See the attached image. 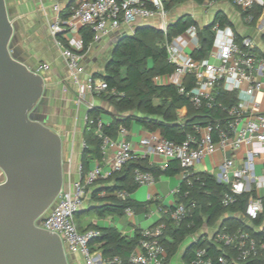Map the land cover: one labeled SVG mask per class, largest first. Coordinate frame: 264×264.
I'll return each mask as SVG.
<instances>
[{"label": "built area", "instance_id": "2783aa9c", "mask_svg": "<svg viewBox=\"0 0 264 264\" xmlns=\"http://www.w3.org/2000/svg\"><path fill=\"white\" fill-rule=\"evenodd\" d=\"M215 1L207 0L205 4H213ZM232 2L246 12L244 18L247 22L253 19L251 10L257 6L262 7L258 21L249 34L242 35L241 43L236 41L234 29L229 24H215L212 46L208 55L201 59L194 58L185 49L187 39L184 35L195 37L194 25L165 42L168 59L174 64V71L168 76V81L175 84L179 92L189 96L193 104L199 105L202 99L212 98L217 83L227 91H236L237 103L228 110L233 119L228 123V130L220 132L218 142L234 149L244 145L245 152L241 164H237L231 157H226L217 164L214 176L218 182L227 185L221 196L223 206L234 204L243 193H252L250 183L264 187V164L260 174L255 171V159L264 156V111L260 109L257 98L258 93L264 90V52L259 46L261 35L264 33V0ZM53 9L56 15L50 22V31L54 36L67 29L76 31L81 25H87L93 31V39L97 41L109 31L118 29L123 23L129 24L138 18L155 16L161 17L160 28L166 33L167 20L163 0H78L71 6L65 20L60 17L58 4H54ZM63 21L67 27L62 25ZM56 42L65 59L70 79L77 87L79 99H83L87 92L95 94L107 88L104 79L93 78L81 65V55L77 51L82 47L81 38H68V46L61 40L56 39ZM48 69L49 63L41 62L36 71H42L44 74ZM189 76H192L194 85L189 91H185V81ZM64 89L67 87L64 86ZM91 106V103L88 104L89 108ZM86 120L87 116L85 122ZM92 122L94 121L90 120V123ZM102 123L100 119L96 121V131L101 136ZM214 127L213 123L208 122L199 128L198 137L189 134L181 142L167 139L158 132H150L140 140L143 149L140 155L157 153L167 160L178 159L182 181L192 185V177L195 174L191 167L216 150V141L212 134ZM126 134L127 128L120 125L116 138L103 136L102 158L96 160L84 173L79 163L80 177L67 181L63 178L62 187L50 207L35 220L37 226L58 233L66 253H79L85 264H101L100 252L93 250L89 244V240L99 231L93 227L80 231L74 215L83 204L88 185L98 179L107 178L112 172L120 170L128 160L139 156L126 139ZM70 162L72 152L64 155L62 149V166ZM134 180L138 184L149 183L154 180V175L136 168ZM179 191L180 188L177 187L175 194ZM118 194L122 198L127 196L125 191H119ZM262 209V196L251 194L242 216L249 222L256 218ZM163 211L175 222H179L186 214V207L182 201L173 200ZM163 228V223H157L141 230L139 241L129 255L131 263L162 264L165 256V248L161 242ZM217 238L225 244L233 245L236 249V260H245L256 255L259 250L264 252V241L258 243L246 230H238L236 233L220 232ZM113 260H117V257ZM218 260L221 263L226 262L223 255L218 256ZM191 263L212 264V256L207 255L205 247H197Z\"/></svg>", "mask_w": 264, "mask_h": 264}, {"label": "trees", "instance_id": "16d2710c", "mask_svg": "<svg viewBox=\"0 0 264 264\" xmlns=\"http://www.w3.org/2000/svg\"><path fill=\"white\" fill-rule=\"evenodd\" d=\"M178 1L182 0H164V8L168 10ZM193 1L205 4L207 0ZM261 10V6L254 7L253 24ZM65 16L64 13L61 18ZM215 24L232 26L223 9H218L213 20L201 27H198V23L190 13H183L167 22L166 33L161 28L139 26L132 33L120 35L110 48L102 73L91 74L93 78L104 79L107 83L105 90L94 95L107 100L116 110L109 122L102 123L100 129L102 135L116 138L120 125L129 127L131 120H135L151 132H158L167 139L181 142L189 134L198 137L199 128L211 122L215 125L212 132L213 139L218 141L220 132L228 130V123L233 119L228 110L237 103L236 91H227L217 83L212 98L202 99L199 105H195L189 96L179 92L175 84L154 81L155 76L170 75L174 71V64L167 56L165 47L167 40L183 33L190 25H194L197 30L198 46L193 49L191 55L201 59L208 55L212 46ZM234 32L236 41L241 43L242 36L237 31ZM79 34L82 47L78 52L83 54L92 42L93 31L89 26L81 25ZM56 37L68 46L62 32L57 33ZM193 85L192 76H189L185 81V91H189ZM182 106L187 108V113L179 118L177 109ZM100 112L101 108L98 105H92L87 110L84 143L80 154L83 173L89 168L91 159H101L103 156L101 148L103 136L96 131V121L100 119ZM90 120L94 122L90 123ZM136 168L151 172L156 177L179 172L180 164L176 158L169 159L164 166L152 164L149 163L146 155L128 160L120 170L112 172L107 178L95 181L99 183L98 188L92 192V197L99 199V202L92 206L96 215L123 214L127 209L135 212L147 211V202L137 201L129 196L138 186L134 180ZM179 188L175 200L185 204V216L179 222H175L163 212L155 223L164 224L161 236L165 248L163 264H169V261L181 251L180 249L185 264H192L191 260L197 247L206 248L207 255L212 256V264H264L263 251L259 250L256 255L245 260H236V249L233 245L225 244L223 240L217 238L220 232L236 233L238 230H246L258 243L264 241V196L263 209L256 218L248 222L244 217L233 214L244 212V206L252 193H243L234 204L223 206L221 196L227 185L218 182L214 174L200 172L192 177V185L182 181ZM98 191H104V195L97 198ZM119 191H125L127 196L122 198L117 193ZM78 214L76 211L74 217L80 231L91 227L99 231L89 240V244L93 250L100 251L101 264H135L129 261V255L138 243L142 229H137L133 236H126L112 225L99 227L89 224L88 227L83 228L76 219ZM219 218L221 222L213 235L197 234L203 225H214ZM220 255L226 258L225 263L218 260ZM114 257H117V260H113Z\"/></svg>", "mask_w": 264, "mask_h": 264}, {"label": "crops", "instance_id": "0c3cea01", "mask_svg": "<svg viewBox=\"0 0 264 264\" xmlns=\"http://www.w3.org/2000/svg\"><path fill=\"white\" fill-rule=\"evenodd\" d=\"M78 0H6L9 9L10 18L17 29V44H23L24 48L14 49L17 57L26 62L30 67H37L41 62L49 63L51 77L45 76V92L43 98L39 103V113L44 116L45 122L53 130L57 131L62 137L63 153L72 152V162L63 166V178L76 180L80 177L78 171V164L80 163L81 148L84 143V124L88 104L98 105L101 108L99 114L102 122H109L112 115L116 113L115 108L107 100L101 99L98 95L85 93L83 99L78 98L77 87L69 82V89H64L65 83L59 79L58 71L60 68L67 69L65 59L61 54L60 46L56 42V35L54 36L50 31V22L56 15L53 9L54 4L60 6V17L62 14L66 16L61 18L65 20L70 12L71 6ZM164 1V0H163ZM168 1V0H166ZM226 2V1H225ZM225 6H213L211 8L204 7L203 4H198L193 0H182L175 2L172 7L166 12L170 20L176 18L180 14L190 13L198 23V27L210 23L216 10L223 9L227 18L232 23V28L241 36L249 34L255 23L245 21V11L239 6L232 4H225ZM254 9V8H253ZM253 9L251 10L253 15ZM233 16H237L238 24L234 22ZM64 27H67L65 22H61ZM161 17L155 16L152 18H138L129 24L123 23L117 30L103 35L99 40L92 39V42L85 53H80L81 65L86 68L90 65L89 59L93 56L99 55L104 50L112 46L115 40L124 33H132L139 26H153L160 28ZM238 25V26H237ZM196 30V27H195ZM184 33V32H183ZM264 34V33H263ZM261 35L262 47H264V38ZM62 36L68 42V38L74 36L81 38L79 28L76 31L66 30L62 32ZM187 39L185 49L189 47L187 52H192L198 46V36H190L185 34ZM48 38V41L47 39ZM26 44V45H25ZM80 50V49H79ZM77 50V51H79ZM262 50V49H261ZM264 52V50H262ZM169 75H157L154 77L156 83H169ZM69 79H67L68 81ZM77 95V97H75ZM264 90L260 91L257 98L260 102V109L264 108ZM264 111V110H263ZM187 113V108L182 106L177 109L179 118H182ZM241 124V123H240ZM127 128L126 139L130 142L132 148L140 155L143 151L140 144L141 138L148 136L151 131L143 127L135 120H131ZM219 140V139H218ZM245 146L239 148H232L230 146H222L216 141V150L211 155L204 157L201 161L194 164L191 170L194 174L200 172H207L214 174L217 169V164L226 157L234 158L237 164H241L244 159ZM142 156V155H141ZM149 163L158 164L160 166L166 165L168 160L157 153H149L146 155ZM98 158L90 160L89 167H92ZM264 156H258L255 159V171L260 174L263 170ZM4 174L0 169V181L3 180ZM103 179V178H102ZM182 182L181 172L173 175H159L154 177V180L149 183L138 184L137 188L129 194V196L137 201L147 202V211L135 212L131 209L126 210L123 214H108L98 216L92 209L94 204L99 202V199L92 197L93 190L99 186L98 182L88 185L83 204L78 211V219L83 228L93 224L99 227L115 226L122 234L126 236H133L137 229H143L154 225L162 216L163 209L175 200V189L179 187ZM249 188L253 189V195L264 196V187L256 186L253 183L249 184ZM118 193V192H117ZM104 195V191H98L96 197ZM119 195V194H118ZM234 216L243 217L241 212H236ZM221 222L219 218L214 225H203L197 234L213 235L217 226ZM97 252H100L98 249ZM179 255V257H177ZM70 264H85L82 256L79 253H68ZM163 264V263H162ZM169 264H185L182 256V249L170 261Z\"/></svg>", "mask_w": 264, "mask_h": 264}, {"label": "water", "instance_id": "95a60500", "mask_svg": "<svg viewBox=\"0 0 264 264\" xmlns=\"http://www.w3.org/2000/svg\"><path fill=\"white\" fill-rule=\"evenodd\" d=\"M14 28L0 0V264H70L60 235L35 224L62 187L63 143L37 115L45 76L17 57Z\"/></svg>", "mask_w": 264, "mask_h": 264}, {"label": "rangeland", "instance_id": "374dc122", "mask_svg": "<svg viewBox=\"0 0 264 264\" xmlns=\"http://www.w3.org/2000/svg\"><path fill=\"white\" fill-rule=\"evenodd\" d=\"M222 2H225L226 5L227 4H232L229 0H216L213 4H210V3L208 4V2L206 4H203L204 5L203 8L204 7L211 8L213 6H225V5H223ZM168 18H169V15L166 12V20H169ZM233 18H234L233 19L234 22L238 24V18H237V16L236 17L233 16ZM115 30H117V29H115ZM115 30H111L110 32H113ZM17 39H18V37H17V29L14 28V33H13V37H12V40H11V44H12L13 50L15 49V47H16V49L17 48L19 49L20 46H21V49L24 48L23 44L19 45V44L16 43L17 42ZM46 39L48 41V38H46ZM262 43H263L262 40H260L259 41V46H260V49L264 50V47H262ZM110 48L111 47H109L108 49L104 50L99 55L93 56V59H89L90 65H87L86 68H85V72L87 74H93V73H97L98 74V73H102L103 68H104V64H105V62H106V60H107V58L109 56ZM186 49L188 50L189 47H187ZM58 72H59L58 75L60 77L59 79H62V81L65 83V86L67 87V89H69V82L71 81V79H70V76H69V73H68L67 69L66 70L65 69L63 70L62 68H60ZM40 73L43 74L42 71H40ZM45 73L47 75V78L51 77L50 71H46ZM67 79H69V80L67 81ZM75 97H77V95H75ZM262 100L264 102V97H263ZM262 110H264V108H262ZM37 115L41 119L45 120L44 119V116H42L39 112L37 113ZM177 257H179V255Z\"/></svg>", "mask_w": 264, "mask_h": 264}]
</instances>
